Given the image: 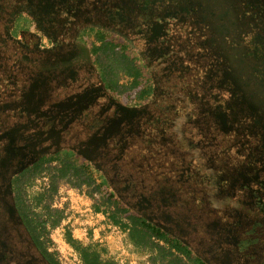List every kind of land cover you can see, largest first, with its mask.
<instances>
[{
	"label": "rangeland",
	"instance_id": "1",
	"mask_svg": "<svg viewBox=\"0 0 264 264\" xmlns=\"http://www.w3.org/2000/svg\"><path fill=\"white\" fill-rule=\"evenodd\" d=\"M35 1L0 0V162L6 165V170L12 175L18 170H13L11 166L17 169L21 167V156L24 152L27 151L30 158L36 156L33 154H42L40 152L43 141H38L36 139L38 136H35V141L32 142L33 134H30L38 128L37 120L40 118L32 117L34 111L27 108L39 107L37 100H44L42 103L47 106L49 99L59 101L61 99L58 98L64 97L63 104H67L66 107L72 109L71 97L84 94L83 84L99 81L100 72L104 68L111 67L112 76L119 86L118 90L115 94H111L112 98L97 92L90 101L94 102V105L101 104L105 112L113 110L114 103L121 108L122 105L118 101L124 103L125 97L122 93L133 81L126 71V65L130 62V65L139 72L138 85L133 91L126 92V98L130 99L127 107L130 109L125 112L122 108L121 112L122 115L129 116L128 114L134 115L141 110L142 117L148 120L149 125L155 124L154 120L157 116L163 121L176 116V99H186L183 101L191 105L193 101L189 99L190 95L196 96L197 93L208 95L206 88L211 80L207 78L209 72L202 67V63L193 58L194 52L202 45H207L210 40L208 37L202 39L198 34L199 29H206L210 32L209 35L211 32L218 34L235 29L233 26L235 19L231 18V15L235 14L234 1H238V4L241 2L240 0H180L181 2L179 0H45L44 4ZM261 1L245 0L243 5L256 6ZM117 2L122 3H119L116 10ZM159 18L161 21L158 20ZM243 18L244 16L240 17L241 20ZM113 21H115L114 26ZM157 21L158 27L154 25L158 23ZM161 23L166 24V30ZM176 23H180L185 34H190L188 36V45H191L190 54L176 52V29H178ZM261 23L264 26V21L261 20ZM143 24L151 28L145 29ZM159 26L162 30L160 36ZM143 30H146L147 34L149 31L155 34L148 39L146 37L142 39L143 35L141 38L134 37L136 34H142ZM100 34L115 44L120 43L112 54L109 52L93 54L92 49L100 45L97 39ZM234 43L238 45L240 42ZM178 54L180 57H184V54L186 60L176 61ZM122 57L128 62H123ZM223 76L228 78L224 81ZM203 78L204 81L199 83ZM214 78L217 81L221 79L222 87H227L225 94H230L229 87L232 91L238 90L236 88L239 83L242 100L244 97L250 95L255 97L256 93H262L260 86L256 87L250 76L247 77L245 74L242 76L240 72H232V75L231 73L220 75L219 72ZM203 87V90L200 89ZM149 88L152 91L142 103L139 95L141 91ZM55 105V102L49 105L52 112L57 111ZM230 105L235 106L236 112L238 106L234 103ZM191 108L192 106L188 111L191 112ZM248 108L244 106L241 110L246 117L251 113V109ZM247 119L243 131L236 133L230 140L232 142L236 138L235 143L240 145H237V150L235 146L229 147L227 157L220 163L224 171L226 168L239 166L245 173L249 169L253 172L254 168L264 163L263 156L254 151L255 147H259L262 140L264 141V123L260 122L261 131L258 135L256 133L255 141L256 117ZM81 125V122L77 123V130L82 128ZM170 127L176 128V123L175 125L172 123ZM175 133L169 134V138L168 135H164L163 141L168 143L175 139ZM18 141L21 142L20 147L24 151H21L20 147L15 148V143ZM46 142L45 144L51 145L49 154L54 155L58 147L57 141ZM14 153L16 156L10 160ZM63 159L64 155L59 154L50 165L45 167L48 170L40 174L31 172L18 184L22 200L39 217V221L43 222L44 244L55 260L60 264H82L78 250L89 248L101 260L112 261L115 264H170L173 260L171 257H163V252L161 254L149 248L135 246L127 231L110 222L105 208L101 205L109 189L101 185L100 173L94 168L90 166L86 168L90 182L85 183L83 176L77 179L73 175L83 163L71 160L75 163L71 173L65 178H56L55 170L60 168ZM202 159L203 162L204 159L206 160L204 157ZM9 162H17V166ZM258 174L262 175L259 177L262 180L264 171ZM5 183L7 178H3L1 182L4 193L0 197V206H4V213H7L9 218L7 226L9 225L10 228L14 226L16 229V231L11 229L10 235L12 236V232L15 231L19 234V238L23 239L25 235L20 228L11 201L12 189L10 190V185L4 187ZM39 197L42 198L36 202ZM238 197L244 198L240 194ZM251 206L246 204L249 214L253 212ZM1 224L0 234L4 237L9 236L6 223ZM175 224L174 227L179 230L182 226L181 216L176 218ZM177 237L185 239L179 233ZM188 241L198 254L202 251L203 239L202 243L191 242V239ZM21 243L27 246L24 251L35 252L29 244ZM189 264L193 263L189 262Z\"/></svg>",
	"mask_w": 264,
	"mask_h": 264
},
{
	"label": "trees",
	"instance_id": "2",
	"mask_svg": "<svg viewBox=\"0 0 264 264\" xmlns=\"http://www.w3.org/2000/svg\"><path fill=\"white\" fill-rule=\"evenodd\" d=\"M35 2L46 3L45 0ZM237 2L234 1L235 14L231 15L235 19L234 23L238 24H233L235 29L218 34L211 32V35L206 29H199L198 34L202 39L208 37L210 40L207 45H202L194 52L193 58L202 63V67L209 72L207 78L211 80L206 88L208 95H190L189 99L193 101L191 105L183 101L186 99H176V116L165 121L157 116L155 124L149 125L148 120L142 117L141 110L134 115H122V108L125 112L130 109L127 107L130 99L126 98V92L133 91L138 85L139 72L130 62V66L126 65V71L133 81L122 93L125 97L124 103L118 101L121 108L114 103L115 109L105 112L101 104L94 105L90 101L97 92L109 95L110 98L111 94L117 92L119 86L112 76L111 67L101 70L99 81L83 84L84 94L79 95L80 99L72 98L76 100L72 103V109L55 100L57 111L52 112L49 105L54 103L50 102L51 99L47 106L42 103L44 100H37L39 107L27 108L38 114L32 117L40 118L37 120L40 126L36 129L38 136L47 141H57L58 147L54 155L41 154L32 162L26 163L16 174L7 175L9 170L5 167V185H10V190L12 189L14 212L28 238L27 243L35 249L40 261L60 264L47 251L43 239V222L39 221V217L22 200L18 184L31 172L40 174L48 170L45 167L59 154H63L64 159L60 168L55 170L56 178H65L71 173L75 168V163L71 160L83 163L73 175L77 179L83 176L85 183L90 182L86 168H94L100 173L101 185L109 189L101 205L105 208L110 222L127 231L135 246L149 248L161 254L163 252V257H171L173 260L170 264H220L221 261L230 264L235 258L232 255L238 254L242 244L246 251L247 248L250 249L245 256L247 259H252L257 254L258 250L256 245H252V239H246L258 232L256 228L264 227V192L247 184L251 178L239 166H232V169L226 168L224 171L220 164L227 157L229 147L235 146L237 150V145H240L235 143L236 138L232 142L230 140L236 133H240L245 118L238 113L239 123H236L233 118L236 116L233 112L234 105H230L233 102L238 103L239 91H232L229 87L230 94H225L227 87L223 88L222 80L217 81L214 77L219 72L220 75L240 72L242 76H250L256 87L260 86L262 93H256L251 100L247 96L238 105L241 109L243 105L251 106L261 101L257 115H264V26L261 23V20L264 21V1L251 7ZM117 3L116 10L122 2ZM242 16L243 20L240 19ZM116 23L118 24L117 21ZM143 26L147 28V24ZM181 27L180 23H176V52L190 54V34H185ZM145 32L143 30L142 34L134 37L141 38L143 35V39L146 37ZM102 36H98L100 45L92 49L93 54H112L120 43L115 44ZM236 41L240 43L237 45L234 43ZM183 56L176 55V61H185L186 56ZM122 59L123 62L126 61L125 58ZM225 78L228 77L223 76L224 81ZM203 81L204 78L199 83ZM237 86L236 89H241L239 83ZM200 89L203 90L204 87ZM151 91V88L141 91L139 99L142 103ZM190 106L191 112L188 111ZM80 122L82 128L77 130V123ZM172 123H176V128L170 127ZM174 133L175 139L168 143L163 141L164 135L169 138V134ZM27 137L29 139V135ZM66 142L68 143L65 144ZM235 153L238 155L237 151ZM203 157L206 158L204 162ZM239 194L244 198H239ZM40 198L42 197L35 201ZM246 204L252 205L253 212L250 214ZM180 216L182 226L177 230L174 225L176 218ZM246 223L251 228L247 230L246 238H242L239 228ZM176 231L185 239L178 238ZM188 239L200 243L203 239L199 254ZM259 245L263 246L261 243ZM216 252H219L218 256H215ZM78 254L82 264H115L101 260L89 248L78 250Z\"/></svg>",
	"mask_w": 264,
	"mask_h": 264
},
{
	"label": "flooded vegetation",
	"instance_id": "3",
	"mask_svg": "<svg viewBox=\"0 0 264 264\" xmlns=\"http://www.w3.org/2000/svg\"><path fill=\"white\" fill-rule=\"evenodd\" d=\"M244 1L245 0H241V2H239V3H244ZM248 1H252V0H248ZM253 1H255V0H253ZM262 1H264V0H262ZM262 1H261V3H262ZM187 3V1L185 2V4ZM235 4V3H234ZM259 4V3H258ZM229 5V4H228ZM186 6V5H185ZM190 15V14H189ZM191 16V15H190ZM233 16H234V14H233ZM232 18V17H231ZM158 20H160V18L158 19ZM161 21V20H160ZM158 22V21H157ZM162 24V27H165V30L167 29L166 28V24L165 23H161ZM156 27H158V25H159V22L158 23H156V24H154ZM147 27H148V25H147ZM160 27V26H159ZM149 29L151 28L150 26L148 27ZM155 28V27H154ZM153 32V31H152ZM160 32H162V30H161V27H160V29H159V32H158V35L160 36V35H162V33H160ZM146 33V32H145ZM149 34H147L146 33V39H148V38H150L153 34H155V33H151V31H149L148 32ZM164 34H165V32H164ZM172 41H174L175 42V40H172ZM237 91H240V90H237ZM255 92V91H254ZM239 94H240V97H239V99H238V103H241L244 99H245V97L243 98V100H242V96H241V92H239ZM82 95V94H81ZM250 97H252V95H250ZM249 97V98H250ZM72 98H76V99H78L79 98V95H76L75 97H71V99ZM58 99H61V100H59L58 102L59 103H65V102H63V101H65V98L63 97H61V98H58ZM68 99H70V98H68ZM80 99V98H79ZM251 99H254V97H252V98H250L249 100H251ZM69 101V100H68ZM67 101V102H68ZM76 100H74L73 101V99H72V103H74ZM50 102H52V103H54L55 101H53V100H51ZM259 102H261V101H259ZM254 103V104H251V106L249 105V106H246L247 108L249 107L250 109H251V113L250 114H248V117H256V119H255V121H254V139H255V141H256V136L260 133V128H261V125H260V122L262 121L263 123H264V115L263 116H259V114L257 115V112H258V104L260 105V103ZM56 103V102H55ZM234 104H237V106H238V108H237V110H236V112H235V106H233V112H234V114H236V116H234L233 118L235 119V122L237 123H239V119H237V118H239L238 117V113H240V115L243 117V118H245L244 120L246 121V122H248V117H246L245 115H243L242 113H241V110L243 109L242 107H241V109H240V107H239V105H238V103L237 102H233ZM64 105V104H63ZM62 105V106H63ZM65 106H67V104H65ZM243 107H244V105H243ZM248 108V109H249ZM32 115H37L38 116V114L34 111L33 112V114ZM40 115V114H39ZM233 120V119H232ZM246 122H244V125L246 124ZM229 123V122H228ZM38 128H40V126H38ZM37 129V128H36ZM34 130V132H32V133H30V134H33V138L31 137V135H30V137L32 138L31 140H32V142L33 141H35L34 140V137L35 136H38L39 135V132L37 131V130ZM243 127L241 128V130L243 131ZM240 130V131H241ZM241 133V132H240ZM256 133H257V135H256ZM35 135V136H34ZM241 136H242V134H241ZM38 137H39V139H38ZM38 137H36V139L38 140V141H43L44 142V144H43V142H42V144H41V148H42V151L40 152V153H42V154H49V153H51V149H50V147L49 146H51V145H48V144H45V143H47L46 141H47V139L45 140V139H42L40 136H38ZM25 138V137H24ZM54 140H55V138H54ZM259 141H260V139H259ZM53 142H56V141H53ZM246 142H247V140H246ZM245 142V143H246ZM20 144H21V142H17V143H15V148H18V147H20ZM50 144V143H49ZM7 146V143H6V145H5V147ZM48 146V147H47ZM5 147H4V149H5ZM21 148V147H20ZM44 148V149H43ZM21 151H24V150H22V148L20 149ZM254 151L256 152V154H258V155H260V156H263V158H264V141L262 140V142H261V145H259V147H255V149H254ZM28 153H27V151H26V153L24 152V155L23 156H21L22 157V160H21V167H19L18 169L16 168V167H14L13 168V166H11L12 167V169L13 170H20V169H22V167L23 166H25L26 165V163H30V162H32L33 160H35L36 158H38V156L39 155H41V154H33V155H38L37 157L36 156H32L31 158H30V156L29 155H27ZM16 156V153H14V155L12 156V157H10V160L11 159H13L14 157ZM26 160V161H25ZM9 164H11V165H16L17 166V162H9ZM8 164V165H9ZM5 167H6V165L4 164V163H2V162H0V197L1 196H3V193H4V190H3V187H2V184H1V182H2V179L4 178H6V172H5ZM251 170L249 169V170H247L246 171V173L244 172V174H246V176H250V178H251V181H249V182H247V184L249 185V186H251L252 188H255V189H259V191H262V192H264V176L262 177V180H260L259 179V177L260 176H262V175H260V174H258V173H260V171L261 172H263L264 171V163L262 164V165H260L259 167H257V168H254V171L253 172H250ZM12 174V173H11ZM7 175H10V172L8 173L7 172ZM11 177H12V175H11ZM4 187H6V185H4ZM260 193V192H259ZM4 206H0V226L2 225L1 223H6V227L7 228H9L8 229V231H9V236H3V235H1L0 234V264H46V263H44V262H42V261H40L39 259H38V254H37V252L35 251V249H34V253H32V252H30V251H24V249L27 247H25L24 246V244L23 243H21V242H24V243H26V244H29V243H27V241H28V238H27V236L25 235V233H24V238L23 239H20L19 238V234L17 233H15V231H16V229L14 228V226L13 227H11L10 228V226L8 227L7 226V222H8V220H9V218H8V216H7V213H4ZM15 213V212H14ZM258 216H260V214L259 213H256ZM16 215V214H15ZM18 218V217H17ZM19 220V219H18ZM19 223H20V221H19ZM21 225V224H20ZM20 228H21V226H20ZM249 228H251V226L248 224V223H246V224H243V225H241L240 226V228H239V234H241V235H243L242 236V238H246V234H247V230L249 229ZM11 229H14L15 231H13L12 232V236L10 235V231H11ZM22 229V228H21ZM257 229V233L256 234H254L253 235V237H248L246 240H251V242H252V245H256V249L258 250V252H257V254L252 258V259H247V257H245L247 254H248V251L250 250L249 248H247V250L248 251H246V248H245V246L242 244L241 245V247H240V249H239V252H238V254L237 255H235V256H233L232 255V258L233 257H235L233 260H232V262L230 263V264H264V244H263V242H264V227H260L259 226V228H256ZM262 244L263 246H261V245H259V244ZM24 246V247H22V246ZM30 246V245H29ZM19 247H22V249H19ZM32 247V246H31ZM216 253H218L219 254V252H216ZM218 254H215V256H218ZM241 254V255H240ZM240 255V256H239ZM239 256V258H238V260L237 261H235V259L237 258ZM241 257V258H240ZM233 261H234V263H233ZM220 264H224V262L223 261H221V263Z\"/></svg>",
	"mask_w": 264,
	"mask_h": 264
}]
</instances>
